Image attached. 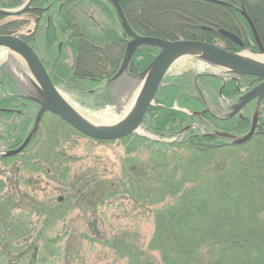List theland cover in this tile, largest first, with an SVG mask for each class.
<instances>
[{
    "label": "trees",
    "instance_id": "obj_1",
    "mask_svg": "<svg viewBox=\"0 0 264 264\" xmlns=\"http://www.w3.org/2000/svg\"><path fill=\"white\" fill-rule=\"evenodd\" d=\"M25 1L0 0V8L13 10L22 6ZM84 1L93 3L97 0H74L65 3L59 11L60 20L55 23L50 20L53 19L49 14L51 10H45L52 0H34L31 9L21 16H34L38 25L45 14L50 19L45 22L44 29L37 25L31 36L21 38L30 44L32 36L45 30V44L50 50L66 35L68 47L74 57L72 71L67 70L68 73L78 83L101 84L110 80L117 72L124 56L127 38L123 31L120 35L115 29H102L96 34L89 32L86 27L82 28L75 16L78 7L74 3ZM118 1L130 25L139 35L172 41L182 38L212 43L216 40V37L212 40L214 34L211 32L199 29L200 24L191 16L185 18L187 21L175 19L180 27L178 28L169 26L170 23L160 24L158 19L149 16V13L154 12L151 9L145 10L148 7L142 3L143 0ZM252 3L245 8L263 40L264 0H255ZM147 12L148 15L145 14ZM184 17L185 15L182 18ZM236 17L237 20L241 19L239 15ZM5 18L0 16V22ZM216 22L218 23L206 21L208 25H219V21ZM22 24L20 21L0 24V35L17 36ZM156 54L154 49H140L134 56L130 73L138 75L144 71ZM201 79L207 82L209 91L218 83V79L209 76H202ZM10 82L13 86V80ZM181 86V81H172L161 88L156 99L157 106L149 109L144 121L154 132L180 134L188 127L185 126L186 122L190 124L195 120L183 112L170 109V102L183 90ZM223 93L227 97L237 94L234 80H230ZM190 98L184 97L185 102L190 103L185 105L195 112L198 110L195 106L197 103ZM0 107H6L0 108V115H12L6 105ZM47 116L50 117L49 120H46ZM237 118L224 120L222 126L208 113L202 120L209 123V130L221 129V132L231 133L246 125L249 132L251 118L249 121L244 116ZM44 127L46 128L43 131ZM259 128L254 137L242 145L201 135L192 130H187L179 143L168 146L150 142L135 134L122 139L121 143L128 145V154L136 155V159L130 157L124 163L120 185L122 193L143 207L159 206L169 200L173 203L154 213V234L146 252L126 239L115 238L111 247L126 259L127 264H155L146 257L148 253H157L160 264H264V219L261 216L264 212V132L257 138ZM73 135L81 137L58 117L46 114L29 148L16 157H0V164L8 167L29 150H36L32 156L40 162L52 165L58 161L60 154L57 149L60 141ZM39 136L42 138L39 139ZM17 141L18 144L19 138ZM143 148L150 151L145 164L137 157ZM4 188V184L0 182V264H13L19 259H27L33 248L37 250L39 242L26 232V225L16 222L18 204L12 196L3 194ZM59 205L62 203L59 202ZM45 210L47 212L44 221L47 226L57 220L59 208L47 207ZM206 247L215 250L211 260L202 256L201 252Z\"/></svg>",
    "mask_w": 264,
    "mask_h": 264
},
{
    "label": "rangeland",
    "instance_id": "obj_2",
    "mask_svg": "<svg viewBox=\"0 0 264 264\" xmlns=\"http://www.w3.org/2000/svg\"><path fill=\"white\" fill-rule=\"evenodd\" d=\"M27 1L11 11L21 9ZM102 1L75 2L74 6L78 7L77 11L79 12L75 13L79 20L78 24L80 23L82 28L86 27L92 33L99 34L102 29H115L118 34L122 35V29L114 9L108 2ZM212 1L143 0L142 3L147 5L146 11L153 10L154 13H149V16L158 19L160 24L170 23L169 26L180 28L175 19L187 21L185 18L191 16L200 24L198 28L201 30L203 27L213 28L217 32L225 29L228 32L237 30L250 42L251 35L248 33L243 18L237 20L236 15L238 14L233 10ZM214 1L230 2L237 7L241 5L246 7L248 4H253L252 2L255 0ZM67 2L52 0L45 10H51L49 14L53 19L45 14L39 22L41 28L44 29L45 22L49 19L58 23L61 15L59 11ZM195 2L199 4H195ZM145 14L148 15V12ZM184 15L185 17L182 18ZM207 20L218 23L217 20L219 25L212 23L208 25ZM11 21L23 22L20 32L17 33L18 37L31 36L38 25L37 19L32 15L6 17L0 24ZM215 37L218 38V35L214 34V37H211L212 40ZM217 38L215 44H218L219 47L225 46ZM180 39L184 40L178 38V40ZM59 41L50 50L47 49L45 30H42L39 34L32 36L30 44L43 60L60 93L80 115L94 125L107 127L121 121L134 104L141 82L136 83V80L132 81L125 77L109 85L106 82L101 84L96 82L78 83L67 71L71 72L74 65V57L68 47L67 36L61 37ZM246 48H241L235 53L245 54L246 57L255 60L257 57L260 62L264 63V56L254 54ZM19 73L31 78L26 64L21 58L0 49V106L6 105L12 111L10 116L0 115V157L5 152L15 150L22 145L33 130L38 112V106L26 100V97L31 96L32 90L30 91L31 87H28L30 85L25 86L22 83ZM198 75L219 76L216 78L218 79L216 87H212V91H209L207 82L202 79L196 86L195 78ZM10 80H13V86ZM230 80L235 81V77L225 73L222 69L214 68L200 61L195 56L180 59L170 70L163 85L171 84L172 81H181L183 90L177 94L175 100L170 102L172 107L170 109L183 112L195 120L190 124L186 122L185 126L188 127L180 134L177 132L171 135L156 133L150 129L148 124L143 123L135 135L144 137L150 142L168 146L171 143H179L189 128L201 135L211 134L215 130L220 131L221 129L209 130L204 126L201 120L193 115V111L186 107L190 103H186L184 97L192 96L194 99L200 97V101L204 103L202 106L206 109L210 108L206 103L208 99L220 104L213 109H215L214 111L219 109L216 111L218 119L214 120L222 126L225 123L224 120L229 119L228 115L231 113L233 103L226 100L228 98L219 96V86L223 81L230 83ZM241 86L242 88L248 87V81H242ZM200 91H202V95ZM205 104L207 107L204 106ZM167 106L169 105L167 104ZM195 106L199 108L200 105L196 104ZM247 107L234 118L238 117L237 119H239L244 116V119L249 121L255 111V103H250ZM219 111L226 114H220ZM260 115V133L257 138L261 137L260 134L264 132V103ZM149 118H147L148 122ZM49 119L50 117L47 116L46 120ZM247 132L248 127L245 125L227 133L241 138ZM42 137H44V132ZM42 137L39 136V139ZM18 138L19 143L17 144ZM127 150L128 145L121 143V140L97 142L82 137V135L81 137L73 135L69 138L64 137L60 141V147L57 149V153L60 155L57 157L58 161L52 165L40 162L32 156L36 150H29L21 159L8 167L0 164V182L5 186L3 194L12 196L18 204V210L15 213L16 222L26 225L28 230L26 232L30 233L33 240L39 242L37 250L33 248L27 259L23 261L19 259L13 264H127L126 259L111 247L115 238L126 239L127 242L136 244L140 250L146 252L154 234V213L167 204H172L173 201L169 200L159 206L143 207L135 204L130 197L122 193L120 185L124 163L130 157L133 160L136 159V155H129ZM185 155L187 154L185 153ZM149 156L150 151L145 148L137 155L143 164L146 163ZM59 202L62 203L61 206ZM47 207H58L59 210L56 214L57 220L46 226L44 220ZM261 216L264 219V212ZM202 251V256L206 260H211L215 255V250L211 247H206ZM146 257L155 264H160V257L157 253H148Z\"/></svg>",
    "mask_w": 264,
    "mask_h": 264
},
{
    "label": "water",
    "instance_id": "obj_3",
    "mask_svg": "<svg viewBox=\"0 0 264 264\" xmlns=\"http://www.w3.org/2000/svg\"><path fill=\"white\" fill-rule=\"evenodd\" d=\"M67 2L71 0H57ZM114 9L120 26L128 38L126 50L122 63L109 83L116 82L124 75H129V68L135 54L142 48H150L158 51V55L152 63L141 73L132 76L137 82H141L139 92L135 102L127 112L126 116L113 126L101 127L87 121L80 115L64 98L58 88L55 86L48 70L40 59L36 51L24 39L14 35H0V49L6 50L23 60L31 75L29 83L34 92L26 97L31 103L38 106V112L35 118L34 127L30 135L17 149L8 151L2 155L3 158H12L21 154L30 144L36 135L43 116L50 113L64 123L73 128L82 136L97 142H114L125 139L138 133L141 129L145 117L152 106L156 104V96L161 89L164 80L172 67L182 58L195 56L200 61L208 65L222 69L225 73L233 75L235 79L243 77L256 78L260 82L258 86L241 96L238 103L232 107L229 118L236 116L245 109L250 103L256 101V112L253 116L252 126L248 134L238 138L228 133L214 131L209 136L217 137L231 141L235 145L247 143L254 136L258 121L259 108L264 100V63L255 59L248 58L242 53H232L225 49L202 41L193 40H164L160 38L138 35L128 22L124 10L118 0H106ZM34 0L28 2L19 10L11 11L0 8L2 17H18L27 13ZM213 3L226 5L224 2L212 1ZM247 22L256 45L259 48V55L264 56V47L256 27L248 15L243 10L240 12ZM221 35L242 46L239 38L225 30L220 31ZM201 94V93H200ZM195 115H200L196 113Z\"/></svg>",
    "mask_w": 264,
    "mask_h": 264
},
{
    "label": "flooded vegetation",
    "instance_id": "obj_4",
    "mask_svg": "<svg viewBox=\"0 0 264 264\" xmlns=\"http://www.w3.org/2000/svg\"><path fill=\"white\" fill-rule=\"evenodd\" d=\"M226 3V5H225V7L226 8H230L231 10H233V12H235L236 14H238L241 18H243V16L241 15V11H243V10H245V11H247L246 10V8L244 7V6H240V7H237V6H235L234 4H230V2L228 3V2H225ZM243 21L244 22H246L245 20H244V18H243ZM246 25H247V23H245ZM247 29H248V33H250V35H251V41L249 42L248 40H247V37L246 36H244L243 34L241 35L237 30H235V31H231V32H229V33H232L233 35H236L239 39H240V42L242 43V46H240L239 44H237V43H235L234 41H232V40H230V39H228V38H226V37H224L223 35H221V33H220V31L221 30H219V32H217V31H215L213 28H205V27H203V30H206V31H208V32H211L212 34H215V35H218V40H221V42L225 45V46H223V47H221V48H223V49H225L226 51H229V52H232V53H235V51H239L238 50V48H246V49H249L252 53H254V54H259L260 52H259V48L257 47V45H256V42H255V40L253 39V35H252V33H251V30H250V28H249V26H247ZM257 29V28H256ZM225 31H226V29H225ZM228 32V31H227ZM257 32H258V30H257ZM258 35H259V37H260V41H261V43H262V46L264 47V39L262 40V38H261V36H260V34H259V32H258ZM202 42H205V41H202ZM206 43H208V42H206ZM212 44H215V42H212ZM215 45H218V44H215ZM252 46V47H251ZM202 78V75H198V76H196V78H195V85L197 86L198 84H200V79ZM248 81V87H246V88H242V86H241V84H242V81ZM194 82V81H193ZM235 83H236V90H237V94L235 95V96H230V97H227V96H225L224 95V93H223V91H224V89L226 88V85L228 84V83H222L221 84V88L219 89V96L221 97V98H228V99H226V100H228V101H231L233 104H232V106H234L235 104H237L238 103V100H239V98L241 97V96H243L244 94H246V93H248L249 91H251L252 89H254L256 86H258L259 84H260V82L259 81H257V79L256 78H252V77H244V78H241V79H239V80H235ZM210 86H212V84H210ZM201 93H202V91H201ZM239 94V95H238ZM191 98H190V100H193V101H195V102H197V104H198V106H199V108H198V110H196L194 113H198V114H200V116H197L199 119H203V116L205 115V114H210L214 119H218V118H216L217 116V113H216V111H218L219 109H216V111H214L215 109H213V108H215L216 106H220V104L218 105L217 103H216V101L214 102V101H212V100H206V103H207V105H208V108L209 109H206V108H204L203 106H202V104H204L202 101H200L201 99H200V97H197V98H193L192 96H190ZM205 98H206V96H205ZM207 99V98H206ZM252 103H255V111L252 113V117H251V125H252V120H253V116H254V114H255V112H256V107H257V102L256 101H254V102H252ZM264 103V100L262 101V103H261V105H260V108H259V117H261V115H260V110H261V108H262V104ZM207 105L205 104L204 106L205 107H207ZM217 108V107H216ZM248 108V107H247ZM246 108V109H247ZM231 112H232V110H231ZM219 113L220 114H226L225 112H222V111H219ZM238 115V114H237ZM232 118H234V117H232ZM232 118H229V119H232ZM203 124H204V126H206V127H210L209 126V123L208 122H206V121H204V120H202L201 121ZM261 123H260V119H259V121H258V126H257V129L259 128V125H260ZM250 128H251V126H250ZM257 129H256V131H257Z\"/></svg>",
    "mask_w": 264,
    "mask_h": 264
},
{
    "label": "bare ground",
    "instance_id": "obj_5",
    "mask_svg": "<svg viewBox=\"0 0 264 264\" xmlns=\"http://www.w3.org/2000/svg\"><path fill=\"white\" fill-rule=\"evenodd\" d=\"M244 56H246V55L244 54ZM256 59L259 61V59L257 57H256ZM19 79L22 81V83H24L25 86L30 85L28 76H26L22 73H19ZM28 87H31V86H28ZM29 89H30V91L32 90L31 92H34L33 88H29ZM135 98H136V96H135ZM126 112H127V110L125 111L124 115L126 114Z\"/></svg>",
    "mask_w": 264,
    "mask_h": 264
}]
</instances>
